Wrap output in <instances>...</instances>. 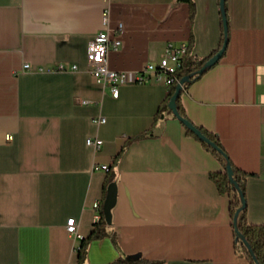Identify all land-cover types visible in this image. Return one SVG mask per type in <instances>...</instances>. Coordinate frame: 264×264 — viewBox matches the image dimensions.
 Returning a JSON list of instances; mask_svg holds the SVG:
<instances>
[{
    "label": "crops",
    "instance_id": "obj_1",
    "mask_svg": "<svg viewBox=\"0 0 264 264\" xmlns=\"http://www.w3.org/2000/svg\"><path fill=\"white\" fill-rule=\"evenodd\" d=\"M193 1L191 19L184 0H0V264L78 263L67 221L77 219L83 238L91 233L100 216L94 204L104 205L103 164L116 175L107 230L117 242L110 234L94 240L83 264L127 256L250 264L236 249L230 199L211 177L222 163L173 112L154 125L168 93L163 79L134 82L170 42L192 38L198 58L218 47L220 0ZM226 6L227 49L181 102L235 166L256 174L246 185L247 217L264 224V0ZM102 29L122 42L107 59L127 74L117 97L87 68ZM89 137L102 139L101 148Z\"/></svg>",
    "mask_w": 264,
    "mask_h": 264
},
{
    "label": "trees",
    "instance_id": "obj_2",
    "mask_svg": "<svg viewBox=\"0 0 264 264\" xmlns=\"http://www.w3.org/2000/svg\"><path fill=\"white\" fill-rule=\"evenodd\" d=\"M189 3L190 6V17L191 19L195 15V3L193 0H184ZM221 3V0H220ZM221 9V6H220ZM223 11L227 17V6L226 0L224 3V7L221 9L222 16V34L220 37V41L218 47L211 52L208 56L203 58L194 57L192 55L191 47L193 43V39L191 38L190 42L187 45L186 51L181 59V67L176 70L174 73L175 79L168 86V93L162 104L160 105L158 112L155 116L154 125L160 120L165 112H172L169 108V101L172 95L175 92L176 86L180 81H184L183 89L176 100V105L178 112L182 118L188 119L191 121L185 111V108L181 102L182 93L185 89L189 87V85L195 80L199 79L203 74H205L212 66L204 69L203 72H200V69L206 64V62L211 59L223 46L225 37V31L223 26ZM229 40V30L228 37ZM221 60V59H220ZM219 60V61H220ZM214 66V65H213ZM178 118V117H177ZM179 119V118H178ZM181 121V119H179ZM182 122V121H181ZM192 122V121H191ZM183 123V122H182ZM193 123V122H192ZM194 124V123H193ZM183 125L186 127V133L188 135L196 137L197 140L201 142V144L206 148L207 151L211 152L223 165V169L213 172L211 177L216 182L220 192L222 194H227L230 199V213L234 220L237 217V225L234 226L235 233V245L239 254L246 257L250 264H264V224H252L248 221V203L246 197V185L248 178L250 176H255V173H249L247 171L238 168L231 161L228 153L223 147L220 140L214 135V133L210 130L204 129L200 126H197L206 137L209 138L210 142L205 140L204 138H200L197 136L192 130H190L184 123ZM144 134L139 137L144 136ZM230 166L233 171L232 177H230L228 173L227 167ZM116 181L115 173L109 169L107 172L106 180L104 183V196L106 198L107 190L109 186ZM243 200H245V205H243ZM105 202V199H104ZM104 206V205H103ZM103 206L99 205V219L94 223L93 229L91 233L84 237L80 245L77 249L78 252V263H85L88 248L94 240L102 239L108 234L112 236L114 242H117V238L115 233H110L107 230L108 221L105 216ZM238 212V215H237ZM246 243H245V241ZM249 245V247H248ZM115 264H160L159 261H149L140 256H127L124 258L118 259Z\"/></svg>",
    "mask_w": 264,
    "mask_h": 264
},
{
    "label": "built area",
    "instance_id": "obj_3",
    "mask_svg": "<svg viewBox=\"0 0 264 264\" xmlns=\"http://www.w3.org/2000/svg\"><path fill=\"white\" fill-rule=\"evenodd\" d=\"M108 13H104L106 19ZM119 28H122L120 25ZM122 44L119 38H112L108 29H102L90 41L87 51L88 71L93 75L98 83H101L105 89H109L114 97L119 95V87L128 82L127 74L124 71L113 70L108 66V53L111 49H117ZM186 45H175L172 42L165 47L160 62L158 65L148 64L141 71L134 75V82H145L152 78L156 80L163 79L169 86L174 81V73L181 67V59L186 51ZM28 64L24 68H28ZM59 69H69L63 64L59 65ZM70 69L77 70V65L73 64ZM153 74V77L152 75ZM98 124L105 122L104 116H99L95 119ZM12 134L6 135V141L12 140ZM87 144L98 150L103 144V140L98 137H89ZM105 172L109 171V166L103 164L100 166ZM95 208H99V204H94ZM100 217V216H99ZM98 217V219H99ZM67 231L72 235L74 241V249H78L77 243L83 239L81 233L78 231V221L74 217L67 221ZM72 264V263H70ZM79 264V263H75Z\"/></svg>",
    "mask_w": 264,
    "mask_h": 264
},
{
    "label": "water",
    "instance_id": "obj_4",
    "mask_svg": "<svg viewBox=\"0 0 264 264\" xmlns=\"http://www.w3.org/2000/svg\"><path fill=\"white\" fill-rule=\"evenodd\" d=\"M224 3H225V0H221V3H220L221 9L224 7ZM223 26H224L225 37H226L224 44H223L222 48L211 59H209L206 62V64L203 66V68L200 69V72H203L205 68L213 66L217 62H219V60L223 57V55L227 49V46H228V39H227V37H228V20H227V17H226V14L224 13V11H223ZM183 84H184V81H180L177 84L175 92L169 101V108L171 109L173 114L176 117H178L179 119H181V121L190 130H192L197 136H199L200 138H204L205 140L210 142L209 138L206 137L205 134L197 126H195L188 119L182 118L178 112L176 100L179 97V95L183 89ZM227 169H228V173H229L230 177H232V175H233L232 168L230 166H228ZM116 199H117V185L115 183H113L109 186V188L107 190V194H106V198H105V202H104V206H103V210H104L105 216L107 218V221H110V219H111V210L116 203ZM243 205H245V200H243ZM237 215H238V212H237ZM236 225H237V217L234 220V226L236 227ZM245 243H246V241H245ZM248 247H249V245H248Z\"/></svg>",
    "mask_w": 264,
    "mask_h": 264
}]
</instances>
